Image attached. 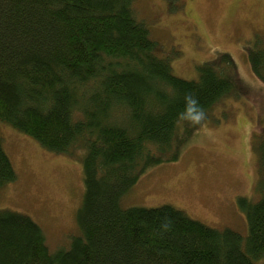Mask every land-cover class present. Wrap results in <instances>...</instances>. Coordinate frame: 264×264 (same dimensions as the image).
Returning a JSON list of instances; mask_svg holds the SVG:
<instances>
[{
  "label": "trees",
  "instance_id": "1",
  "mask_svg": "<svg viewBox=\"0 0 264 264\" xmlns=\"http://www.w3.org/2000/svg\"><path fill=\"white\" fill-rule=\"evenodd\" d=\"M135 1L0 0V123L78 157L84 184L80 234L65 248L51 251L30 217L0 210V264H264V148L261 197L239 199L245 236L170 205L122 206L145 172L178 160L213 107L241 90L227 53L199 65L194 80L174 76ZM243 52L264 85L263 43ZM189 92L206 114L198 128L177 124ZM16 179L0 137V190Z\"/></svg>",
  "mask_w": 264,
  "mask_h": 264
},
{
  "label": "rangeland",
  "instance_id": "2",
  "mask_svg": "<svg viewBox=\"0 0 264 264\" xmlns=\"http://www.w3.org/2000/svg\"><path fill=\"white\" fill-rule=\"evenodd\" d=\"M134 10L162 45L174 76L194 80L199 65L227 53L241 90L213 107L178 160L145 172L122 206L170 205L206 226L245 236L239 199L247 203L261 197L264 85L253 76L243 51L256 39L264 45V0H136ZM0 137L17 174L16 182L0 190V210L30 217L51 251L67 247L80 234L84 184L79 158L46 151L1 123Z\"/></svg>",
  "mask_w": 264,
  "mask_h": 264
},
{
  "label": "clouds",
  "instance_id": "3",
  "mask_svg": "<svg viewBox=\"0 0 264 264\" xmlns=\"http://www.w3.org/2000/svg\"><path fill=\"white\" fill-rule=\"evenodd\" d=\"M184 108L182 111L177 113V124L187 125L192 128H198L202 125L206 114L204 109L201 107L198 98L191 92L186 93L183 97ZM163 229L166 231L171 226V218H163Z\"/></svg>",
  "mask_w": 264,
  "mask_h": 264
}]
</instances>
